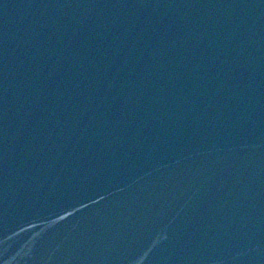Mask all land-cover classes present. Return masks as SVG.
<instances>
[{
  "label": "water",
  "instance_id": "95a60500",
  "mask_svg": "<svg viewBox=\"0 0 264 264\" xmlns=\"http://www.w3.org/2000/svg\"><path fill=\"white\" fill-rule=\"evenodd\" d=\"M0 264H264V0H0Z\"/></svg>",
  "mask_w": 264,
  "mask_h": 264
}]
</instances>
